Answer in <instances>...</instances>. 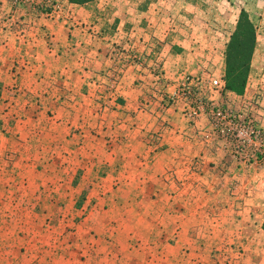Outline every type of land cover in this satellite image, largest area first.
I'll use <instances>...</instances> for the list:
<instances>
[{
    "label": "crops",
    "instance_id": "obj_1",
    "mask_svg": "<svg viewBox=\"0 0 264 264\" xmlns=\"http://www.w3.org/2000/svg\"><path fill=\"white\" fill-rule=\"evenodd\" d=\"M62 1L0 0V264H264V171L175 96L224 63L191 0Z\"/></svg>",
    "mask_w": 264,
    "mask_h": 264
},
{
    "label": "rangeland",
    "instance_id": "obj_2",
    "mask_svg": "<svg viewBox=\"0 0 264 264\" xmlns=\"http://www.w3.org/2000/svg\"><path fill=\"white\" fill-rule=\"evenodd\" d=\"M43 2L44 0H34L25 2L24 4L30 6L37 13H49L51 11L61 10L64 7L62 0H52L49 2L48 7L44 6ZM191 5L196 13L195 25L201 26L203 24L205 28H211L212 37L214 36L215 39L220 41V45L218 46L221 48L220 50L224 51V63L221 67L220 64L215 66L216 69H213L211 72L214 75L221 73L224 79L226 76L227 51L230 49L232 36L236 32L242 11L247 12L249 20L253 25L252 28H254L256 42L251 58L247 87L242 94L246 95L238 109H241L246 104V98L254 95L261 96V105L256 107L255 115L259 122L261 120L263 122V119L259 120V117L264 115V0H191ZM215 31H218V33H215ZM237 37L240 38V35L238 34ZM221 69L222 71H219ZM255 163L260 165L261 170L264 171L263 162ZM69 230L72 231L74 228ZM261 242L264 244L263 240ZM237 254L238 256L235 257L227 256L225 264H236V261L240 262L242 259L241 252L238 251ZM262 259L264 260V258ZM222 260L223 258L221 262ZM217 263L220 264V261Z\"/></svg>",
    "mask_w": 264,
    "mask_h": 264
},
{
    "label": "built area",
    "instance_id": "obj_3",
    "mask_svg": "<svg viewBox=\"0 0 264 264\" xmlns=\"http://www.w3.org/2000/svg\"><path fill=\"white\" fill-rule=\"evenodd\" d=\"M17 6L34 0H12ZM52 0H44L48 7ZM210 88L220 93L229 92L223 75L209 74L207 79L201 76L187 75L180 84L175 96L183 97L190 104L189 116L197 118L202 111H209L216 127H223L224 137L230 142L234 154L245 162L264 163V126L257 120L256 107L262 100L259 95L246 98L241 109L224 107L211 103L208 97ZM174 97H168L169 104ZM166 105V104H165Z\"/></svg>",
    "mask_w": 264,
    "mask_h": 264
},
{
    "label": "trees",
    "instance_id": "obj_4",
    "mask_svg": "<svg viewBox=\"0 0 264 264\" xmlns=\"http://www.w3.org/2000/svg\"><path fill=\"white\" fill-rule=\"evenodd\" d=\"M90 0H70L83 3ZM246 11H242L236 32L232 36L226 59V88L239 95L246 90L251 58L255 47V32ZM240 35V38L237 35ZM238 38V39H237Z\"/></svg>",
    "mask_w": 264,
    "mask_h": 264
}]
</instances>
